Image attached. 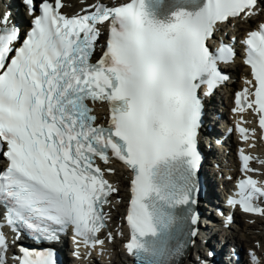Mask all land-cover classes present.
Here are the masks:
<instances>
[{
  "label": "snow or ice",
  "instance_id": "snow-or-ice-1",
  "mask_svg": "<svg viewBox=\"0 0 264 264\" xmlns=\"http://www.w3.org/2000/svg\"><path fill=\"white\" fill-rule=\"evenodd\" d=\"M23 2L33 17L23 36L8 13L0 16V151L7 161L0 202L7 224L48 241L71 226L85 245H102L97 234L105 227L103 206L117 189L104 178L114 169L101 168L97 158L105 165L115 158L133 173L126 249L147 257L180 255L184 244L159 248L156 238L170 233L182 211L190 224L198 222L184 207L194 203L201 161L198 90L206 85L211 92L224 81L218 64L235 55L224 44L211 50L207 41L218 22L256 15L257 0H203L202 6L191 0L196 10L177 11L167 24L150 18L146 0L100 2L72 16L60 11L61 0H40L38 8L36 0ZM242 44L252 79L236 93L233 112L251 110L264 132V22ZM97 48L101 54L93 60ZM97 101L108 105L106 125L91 114L89 102ZM236 130L243 140L254 131L239 124ZM239 159L242 172L254 171L249 155L241 152ZM238 188L240 199L227 203L264 215L256 202L264 199V187L247 176ZM113 239L109 232L108 242ZM5 243L0 234V250ZM21 252L18 264H55L47 252Z\"/></svg>",
  "mask_w": 264,
  "mask_h": 264
},
{
  "label": "bare ground",
  "instance_id": "bare-ground-1",
  "mask_svg": "<svg viewBox=\"0 0 264 264\" xmlns=\"http://www.w3.org/2000/svg\"><path fill=\"white\" fill-rule=\"evenodd\" d=\"M62 1L64 3V6L61 12L64 13L65 15H70L73 14L75 11L79 10L82 5L86 6L92 4L96 0H62ZM258 2L260 8L257 17L256 18L251 17L250 19H246L244 23L238 21L235 25H232V27H236L237 29L236 32H241L244 34L245 32L249 31L252 26L254 27L258 26V24L261 21H264V0H258ZM13 3L19 20L28 21L27 16L24 14L23 11L24 8L22 7L20 0H13ZM67 5H70L72 9L71 10L68 9ZM219 28L221 29V26H219ZM231 31L233 30H230V33H232ZM230 73L235 78L234 84L240 86L242 84L244 75H246V73L245 70L239 65L237 59L231 65ZM229 88H231L230 85L224 86V88L221 89L220 93L218 92L217 95H215L216 100H212L213 103L220 102V106L218 107V110L222 111V120H224L226 123L229 121V119L235 117V116L232 117L231 115L228 114V107H226L228 102H230V98L227 97ZM89 107L92 109L91 114L96 117V123L104 120V113L106 112L107 108H105L100 103H92ZM230 141L231 143H233L234 139L230 137ZM252 151L261 152L258 146L252 149ZM231 154H232L231 150L229 152L227 150L225 152L226 157L224 159L217 160L216 162L219 165L217 167H213V169L218 173L224 172V169L221 168L222 167L221 165H225V159H226V163H227L226 168L230 171L231 173L230 175L232 177H235L237 173L234 167V161L232 160L233 158ZM104 167L114 169V172L112 173V175H108V178L113 182L114 187L117 188V192L112 195L111 205L107 212L110 217V222L112 223L111 226L108 227V231H111L112 227H116V229L119 228L118 212L123 211V209L121 208V202H122L121 200L125 198L124 189L122 188V185L125 184L124 179L127 178V176L121 165L117 163H109L107 165L104 164ZM261 169L263 170V177H264V165L261 166ZM206 179L209 185L207 198L211 199L212 187H214V185H213V180L211 179V176L209 175L208 172L206 173ZM214 188H216V186ZM213 201H215L214 198H212L210 202L213 203ZM211 218L215 219V217L213 216ZM233 219H234V223H233L234 225H232L233 227L227 230L226 233L223 235L224 243L217 244L215 242H212L213 247L216 249V251H218V259H216V262L218 264H229V261L227 260L229 258L225 256L224 251H225V247L232 244L236 248L244 247L243 249L245 250L250 249L255 251L260 259L258 264H264V259H263L264 255L262 256V254L264 253V240H263L264 215L258 217H252V218L245 217V219H247L246 223L242 222L241 217L239 216L233 217ZM215 222H216L214 225L215 227H213L214 228L213 235L218 233L217 235L221 239L222 234L219 235L220 223L219 221H215ZM207 226H209V223ZM206 237H208V234ZM253 238L254 240H251ZM255 241L258 242L257 246L251 245ZM247 243L248 245H246ZM93 253H94L93 255L97 258L98 261L95 262V264H116L114 263V258L121 257L118 251V245L116 239H113L110 244L100 247L99 250H95ZM244 253H241V259H240L241 263L239 262V264H243ZM110 258L112 259V262L109 263L108 261H111ZM88 260H89L88 258L86 260H83V263L87 262ZM183 264H190L189 259L186 258Z\"/></svg>",
  "mask_w": 264,
  "mask_h": 264
},
{
  "label": "rangeland",
  "instance_id": "rangeland-1",
  "mask_svg": "<svg viewBox=\"0 0 264 264\" xmlns=\"http://www.w3.org/2000/svg\"><path fill=\"white\" fill-rule=\"evenodd\" d=\"M251 240H254V238L253 239H251ZM264 240V239H263ZM249 243V242H248ZM248 243L246 244V245H248ZM258 242L257 241H255V242H253L251 245H253V246H255L256 244H257ZM250 244V243H249ZM226 248V247H225ZM241 249H243L244 247H240ZM264 255V253L262 254V256ZM264 259V258H263Z\"/></svg>",
  "mask_w": 264,
  "mask_h": 264
}]
</instances>
